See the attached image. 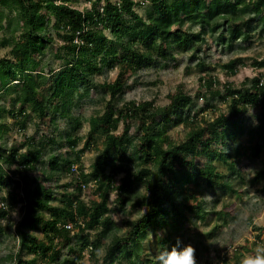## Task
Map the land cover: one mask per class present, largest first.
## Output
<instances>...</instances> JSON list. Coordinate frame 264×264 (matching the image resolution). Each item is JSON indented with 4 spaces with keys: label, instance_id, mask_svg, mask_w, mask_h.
<instances>
[{
    "label": "trees",
    "instance_id": "16d2710c",
    "mask_svg": "<svg viewBox=\"0 0 264 264\" xmlns=\"http://www.w3.org/2000/svg\"><path fill=\"white\" fill-rule=\"evenodd\" d=\"M145 1L153 9L146 19L134 9ZM74 2L77 0H0V30L13 24L14 31L21 24L18 37L12 34L2 41L11 47L10 54L0 56V138L10 128L3 120L5 114L21 127L30 111L49 122L62 115L68 122L64 139L73 151L69 157L51 150L47 157L49 171L42 179L59 171L68 176L60 191L51 190L40 181L30 192L27 173L43 161L45 145L36 142L33 135L26 138L23 151L17 144L6 147L0 143V202L5 203L4 207L0 205V219L9 217L18 200L25 201V212L14 229L20 240L12 257L18 264H42L37 262L38 257L54 259L60 247L70 244L72 238L78 247L68 245L73 257L64 258L65 263L80 264L86 251L95 258L98 247L104 245L99 264L122 260L127 264H150V252L144 247L150 230L158 236V227L166 229L167 234L158 239L161 250L165 243L175 244L181 231H196V222L205 220L210 213L219 217L227 213L214 210L216 199L207 207L202 197L204 187L217 188L219 193L235 191L232 174L239 173L235 162L247 155L248 147L255 156L264 150V80L260 70L264 67V53L252 58L257 72L244 78L239 87L233 81L219 83L209 73L200 76L195 96L204 102L197 109L195 98L182 87L168 93L169 100L163 105H155L152 100H123L128 74L150 64L153 53L172 57L173 43L178 51L193 49L206 39L207 33L230 47L234 41L249 40L251 23L256 21L260 25L259 36H264V0H85L89 5L83 8ZM5 9L15 11L14 16H5ZM126 14L134 20L127 21ZM187 22L191 24L188 28L184 26ZM50 27L61 39L54 52L61 62L57 70L49 67L47 73L39 66L36 55L52 42ZM107 28L110 36L105 32ZM243 63L236 56L220 65L226 74L234 75ZM197 64L202 71L208 69L203 58ZM104 68L118 69L113 80L94 78ZM90 89L106 92L108 98L102 112L89 115L84 142L75 149L82 139L78 134L82 119L80 114H71V107L76 104L73 96L81 98ZM2 98H7V103ZM215 98L225 103V108L214 103ZM249 106L258 107L260 122L256 134L250 130V145L243 146L236 137L243 128L241 115ZM169 124H182L186 129L183 137L172 140L166 134ZM98 134L102 145L86 169L80 155L88 147H97ZM227 138H231V143L223 146ZM47 140L55 142L54 135H48ZM200 155L209 162L200 164L196 160ZM213 159L221 160L232 171L218 170ZM11 163L15 164L14 171L24 173L19 180L12 179L6 169ZM72 163L77 164L76 171L71 170ZM261 171L264 173V169ZM12 182L13 190L1 194ZM133 182L144 184L147 193L131 205L134 208L142 204L145 209L137 218L125 219L128 227L124 234H115L117 225L110 215V195L116 192V209L124 210ZM20 184L23 196L16 191ZM82 184L93 187L97 196L84 199ZM42 208L48 209L51 216L45 217ZM67 221L73 223V233L64 226ZM38 225L46 240L24 231L26 226ZM108 235L111 238L106 243ZM233 248L222 247L219 250L225 252L222 256L217 253V257L228 260L234 256L237 260L238 247ZM23 250L31 256L23 258Z\"/></svg>",
    "mask_w": 264,
    "mask_h": 264
},
{
    "label": "rangeland",
    "instance_id": "374dc122",
    "mask_svg": "<svg viewBox=\"0 0 264 264\" xmlns=\"http://www.w3.org/2000/svg\"><path fill=\"white\" fill-rule=\"evenodd\" d=\"M73 4L83 8V6H88L89 2L77 0V2ZM134 9L135 13L144 19L147 18L149 12L153 11L148 1L136 5ZM14 13L15 11L4 10L5 16L6 14L8 16H14ZM124 17L129 22L134 20V17L129 14H126ZM5 19L6 18H3L2 21L4 22ZM257 23L256 21H252L251 23L252 36L249 40L246 41L243 39L237 40L236 42L234 41L230 47L224 46L223 42L215 37L213 38L207 33L206 39L199 44H195V47L191 50L178 51L177 45L173 43L172 49L174 51L172 57L164 58L159 54L153 53L150 64L128 74V85L122 93L123 100L135 99L136 102L152 100L155 105H163L169 100L168 93L182 87L195 98L196 105L194 108L197 109L202 102H204V99L195 96V92L200 85V76H203L205 73H209V75L219 79V83L233 81L235 86L239 87L244 78L252 77L257 72V69H255L251 63L252 58L255 56L261 57L264 53V36H259L260 25ZM12 26L13 24L7 27V29L0 30V56L7 53L10 54L9 50L11 44H3V38L10 37L12 34L18 37L19 31L21 30V24L18 26V29L14 31L12 30ZM184 26L188 28L191 24L187 22ZM171 28H173V26H171ZM49 29L52 42L44 49L43 53H38L36 55L39 66L43 68L44 72H47L49 67L57 70L61 62V60L54 55L56 47L61 43V39L55 33L54 28L50 27ZM105 32L110 36L111 33L108 28L105 29ZM236 56H239L244 63L238 66V71L234 75L226 74L220 64ZM202 58L205 64L208 65V69L205 71L200 70L197 64L199 59ZM117 70V68L112 70L104 68L103 72L95 74L94 78L99 81H111L116 76ZM260 70L264 80V67ZM46 84L49 85V82H46ZM44 97H47V95H44ZM107 98L108 94L106 92L103 93L93 89H90L88 95L82 96L81 98L73 96V102H76V104L71 107V114H80L82 119V124L78 131L82 139L77 143L75 149L82 146L84 142V136L88 130L89 115L102 112ZM1 100L3 103H7V98H2ZM214 101L217 105L225 108V103H221L220 99L215 98ZM29 110L30 108L27 107V111ZM260 114L261 112L258 107L249 106L243 111L241 115L242 132L236 137V141L243 146L250 145L251 129L254 130L255 134L257 133V123L260 122ZM5 115L3 120L10 128L7 132H4L2 138H0L1 144H4L6 147L11 144H17L20 147L19 151H23L26 148L24 145L27 142L26 138L33 135L36 142H41L45 145L42 156L43 161L38 164L34 170L28 171L27 173L30 177V183L27 185L28 191H34L38 187L40 181L45 185H49V189L60 191L62 189L61 184L69 180L67 175L59 173V171L51 175V179L44 180L42 178L44 174L49 171L47 167L49 151L53 150L54 153H60L69 157L73 154V151L64 139V129L68 126L67 118L62 115H57L54 122H49L48 118L46 121H42L40 117L37 116V112L30 111V115L26 118L25 126L21 127L14 118L7 114ZM134 124L135 123L132 125L135 126ZM185 130L182 124H169V126L166 127V134L172 140H178L183 137ZM48 135H54L55 142L49 143L47 140ZM230 143L231 138H227L223 142V146H229ZM217 144L220 147L222 145L220 142ZM101 145V135L98 134L97 147H88L80 155V162L86 169H89L90 163L93 161L97 149L100 148ZM245 152L247 155L234 164V168L239 170V173L232 174L234 175L232 177V183L235 191L219 193V191L216 190L217 188L204 187V191L202 192V197L207 203V207L210 208L212 200L216 199V203L213 205L214 210H223L227 213H222L220 217L217 213H210L205 220L196 222V231H181L179 235H177V238L180 239L182 244H190L195 248L197 252V264H203L205 261L211 262L212 264H240L244 255L253 252L256 243L264 244V173L261 171L264 169V150L262 149L258 156L253 155L249 147ZM202 156L203 155H200L196 158L200 164L206 161L209 162L208 159ZM212 162L216 165L218 170L229 173L232 171L227 164L219 159H213ZM9 165L10 166H6V169L11 178L19 180L21 174L24 173L18 170L14 171V163ZM13 186L14 182H12L9 187H4L1 190V194L4 195L7 189L13 190ZM21 189L22 185L20 184L16 189L19 196H23ZM130 189L131 191L124 210L116 209L117 205L114 201L116 192L113 191L110 195V215L117 225L114 229L115 234H124L128 227L125 223V219H135L145 209V205L142 204H138L134 208L131 205L132 201L147 193L144 184L133 182ZM200 192L198 193L200 194ZM94 194L95 192L91 186L90 188L84 187L82 191L83 198L87 200H89L91 196L93 197ZM51 202L54 204L55 200ZM24 204V200H18L11 211H9V217L0 219V225L3 227V229L0 230V264H18L14 257H12V255L17 252L20 240L14 229L17 225L16 223L21 221L22 214L25 212ZM14 210H17L18 215L14 216ZM41 211L44 213L45 217L51 216L48 209L42 208ZM24 231H29L35 236L46 240L42 233V228L39 225L36 227L26 226ZM203 232H209V235H204L202 234ZM166 234V229L162 227H158V236L150 230L149 237L144 243L146 251L150 252L148 255V257L151 258L149 261L150 264H153L154 256L160 252L158 246L159 236H164ZM110 238L111 235H108L106 243ZM70 242L74 247H78L77 244L74 245L75 238H72ZM70 244L62 245L56 258L47 260L38 257L37 262L42 264H69L67 262L65 263L63 259L73 257V253L68 249V245ZM203 244H205L204 246H206V248L203 247ZM224 246L226 250H234V246L238 247V259L235 260L234 256H230L228 260L217 257V253L220 256L224 254V250H219ZM164 247H167L166 243ZM104 252V245L98 247L95 258L90 257L88 251H86L79 262L80 264H99ZM21 253L23 254V258H29L31 256V253L24 250ZM230 253L231 255L233 254L232 252ZM117 264L127 263L122 260Z\"/></svg>",
    "mask_w": 264,
    "mask_h": 264
},
{
    "label": "clouds",
    "instance_id": "9594fccd",
    "mask_svg": "<svg viewBox=\"0 0 264 264\" xmlns=\"http://www.w3.org/2000/svg\"><path fill=\"white\" fill-rule=\"evenodd\" d=\"M15 215H18L17 210H14ZM195 251L192 245L182 246L180 239L176 238L175 244L163 247L154 256L153 264H197ZM240 264H264V244L256 243L253 252L244 255Z\"/></svg>",
    "mask_w": 264,
    "mask_h": 264
},
{
    "label": "built area",
    "instance_id": "2783aa9c",
    "mask_svg": "<svg viewBox=\"0 0 264 264\" xmlns=\"http://www.w3.org/2000/svg\"><path fill=\"white\" fill-rule=\"evenodd\" d=\"M77 169V165L76 163H72L71 164V170L72 171H76ZM82 187H84V184H82ZM0 205H2L3 207L5 206V203L3 201L0 202ZM64 226L69 229L72 233L76 230L74 229L73 223L71 221H67L64 223Z\"/></svg>",
    "mask_w": 264,
    "mask_h": 264
}]
</instances>
